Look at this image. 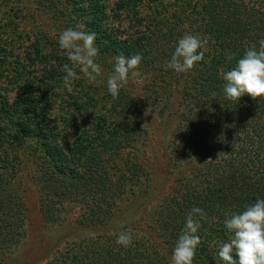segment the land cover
I'll list each match as a JSON object with an SVG mask.
<instances>
[{
  "label": "trees",
  "instance_id": "trees-1",
  "mask_svg": "<svg viewBox=\"0 0 264 264\" xmlns=\"http://www.w3.org/2000/svg\"><path fill=\"white\" fill-rule=\"evenodd\" d=\"M78 24L96 33L102 82L78 72L68 92L58 38ZM185 33L208 38L205 58L176 73L166 64ZM261 39L264 0H0V264L29 236L32 186L47 226L80 210L79 226L98 228L65 240L43 264H171L193 207L207 213L194 264H223L225 220L264 198V97L229 101L223 75ZM120 54L143 60L113 98L107 77ZM133 78L157 117L176 116L171 161L190 167L140 218L130 207L152 187L150 131ZM122 232L132 246L116 243Z\"/></svg>",
  "mask_w": 264,
  "mask_h": 264
},
{
  "label": "clouds",
  "instance_id": "clouds-1",
  "mask_svg": "<svg viewBox=\"0 0 264 264\" xmlns=\"http://www.w3.org/2000/svg\"><path fill=\"white\" fill-rule=\"evenodd\" d=\"M208 38L199 34L185 33L179 38L174 52L166 67L176 73H187L204 60V49ZM60 49L70 63L63 65V87L68 92L73 90L74 81L82 74L89 83L102 82L98 78L103 69L96 62L99 48L96 45V33L85 30L84 24L67 28L58 38ZM143 60L141 54L114 57V68L107 77V90L113 98H118L120 90L128 83L129 74L136 75V70ZM226 81L224 93L229 101H239L249 95L253 100L264 97V39L247 47L235 67L223 75ZM207 213L200 207H193L186 218L185 227L180 234L171 256V264H194L196 251L201 243L198 235ZM229 230L228 241L219 245L218 256L223 264H264V198H257L240 212H232L225 220ZM117 244L127 248L132 246L133 237L129 232H122L117 237Z\"/></svg>",
  "mask_w": 264,
  "mask_h": 264
},
{
  "label": "rangeland",
  "instance_id": "rangeland-1",
  "mask_svg": "<svg viewBox=\"0 0 264 264\" xmlns=\"http://www.w3.org/2000/svg\"><path fill=\"white\" fill-rule=\"evenodd\" d=\"M131 87L143 104L147 127L150 131V137L145 147L144 162L151 173L152 187L148 195L141 199H134L130 207V209H133L134 206L137 208L136 212L140 218L146 208L157 204L170 192L176 181L190 171V167L186 164L175 165L171 161L169 147L172 132L177 123L176 116L169 115L166 118H159L153 113L143 98L145 88L141 79L133 78ZM176 108L177 105L174 109L177 110ZM26 196L29 209V236L20 249L11 255L4 264H43L49 254L65 240L78 234H91L98 231V228L79 226L78 223L82 215L80 210L72 211L68 222L60 226H47L40 213L36 188L30 187ZM126 210L128 211V209ZM130 222L135 223L139 229H146L145 224L138 219H133Z\"/></svg>",
  "mask_w": 264,
  "mask_h": 264
}]
</instances>
